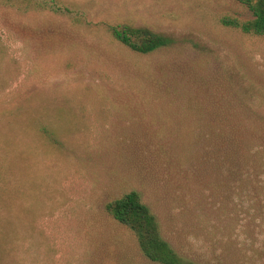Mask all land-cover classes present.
<instances>
[{
    "label": "rangeland",
    "instance_id": "1",
    "mask_svg": "<svg viewBox=\"0 0 264 264\" xmlns=\"http://www.w3.org/2000/svg\"><path fill=\"white\" fill-rule=\"evenodd\" d=\"M56 1L81 24L0 0V264H157L106 210L131 191L180 254L264 264V165L216 169L202 133L215 105L243 111L252 93L264 108V38L221 23L251 12L237 0ZM112 23L175 43L140 55L102 31Z\"/></svg>",
    "mask_w": 264,
    "mask_h": 264
},
{
    "label": "trees",
    "instance_id": "2",
    "mask_svg": "<svg viewBox=\"0 0 264 264\" xmlns=\"http://www.w3.org/2000/svg\"><path fill=\"white\" fill-rule=\"evenodd\" d=\"M1 1L20 13L33 10L52 11L67 17L73 25L81 24V13L77 14L71 6L61 7L56 0ZM237 1L251 12L252 19L239 21L226 18L221 20V23L244 35L264 38V0ZM102 31L111 40L140 55H149L170 48L175 43L171 37L124 23L104 24ZM253 91L255 92L254 89ZM255 98L256 95L252 93L244 97L245 101L242 105L245 113H242V110L237 111L230 104L215 105L211 110L212 123L202 132L212 137L214 167L227 168L233 176L237 174L236 169L240 166L252 169L250 165L261 164V167L264 165V108H257L253 104ZM247 120L254 121V125H248ZM204 144L206 141L201 145ZM259 154H261L260 157ZM205 155L207 159L211 156ZM3 190L4 183L0 172V200ZM106 210L115 222L132 232L140 252L149 261L157 264H212L207 257H190L177 252L163 237L155 215L142 202L137 192L131 191L108 202ZM217 264L221 263L217 262Z\"/></svg>",
    "mask_w": 264,
    "mask_h": 264
}]
</instances>
